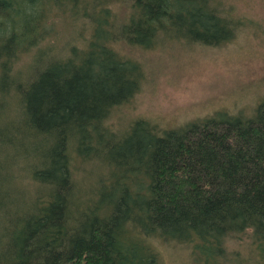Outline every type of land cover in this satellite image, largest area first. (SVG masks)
Returning a JSON list of instances; mask_svg holds the SVG:
<instances>
[{
    "label": "trees",
    "instance_id": "trees-1",
    "mask_svg": "<svg viewBox=\"0 0 264 264\" xmlns=\"http://www.w3.org/2000/svg\"><path fill=\"white\" fill-rule=\"evenodd\" d=\"M225 9L220 0H0V264H157L154 240L188 247L192 264H264V103L250 117L217 113L172 130L143 123L145 143L132 142L142 122L132 124L115 165L122 196L91 221L72 179L73 163L100 160L92 149L104 124L136 90L126 68L139 66L114 44L216 46L233 37ZM52 19L74 42L57 45ZM22 140L46 151L21 152ZM18 173L47 192L27 196ZM249 230L248 257L228 250Z\"/></svg>",
    "mask_w": 264,
    "mask_h": 264
},
{
    "label": "rangeland",
    "instance_id": "rangeland-1",
    "mask_svg": "<svg viewBox=\"0 0 264 264\" xmlns=\"http://www.w3.org/2000/svg\"><path fill=\"white\" fill-rule=\"evenodd\" d=\"M220 1L234 23L233 37L227 42L207 47L163 38L150 49L114 44L115 50L128 58L125 60L139 66L140 73L126 68L132 80L128 83H137L136 90L127 101L112 110L104 124L110 131L102 133L98 138L100 143L92 149L93 155L100 160L81 158V163L71 166L72 179L78 183L83 194L78 201L82 204L78 212L84 221H91L95 211L101 212L99 207L102 205L121 198L122 192L118 191L115 182L119 176L115 165L122 150L127 148L125 143L120 142L135 122L141 121L142 124L130 139L145 143L148 136L143 123L158 131L172 130L217 113L227 117H250L264 103V0ZM117 14L122 17L124 12L119 9ZM52 20L57 45L61 44L58 42H74L67 35L66 25L58 19ZM51 22L46 23L49 25ZM72 35H75V30ZM51 44L54 46L53 41H50ZM75 45L81 48L79 42ZM25 61L19 66H24ZM18 144L21 152L30 150L36 144L46 151L44 144L33 140H22ZM8 152L11 154L13 151L9 149ZM17 175L21 183L16 185L27 196L34 191L47 192L45 187L30 186L21 174ZM138 190H131V193ZM141 200L143 196L138 197L137 205H142ZM250 235L249 230L241 240L230 243L228 250L248 257L246 244ZM149 244L157 253V264H192L188 247L162 244L157 240Z\"/></svg>",
    "mask_w": 264,
    "mask_h": 264
}]
</instances>
